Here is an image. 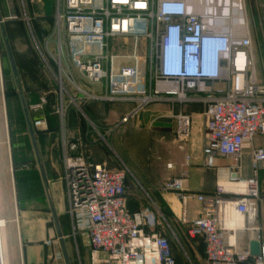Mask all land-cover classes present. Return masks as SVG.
<instances>
[{
	"label": "built area",
	"instance_id": "built-area-1",
	"mask_svg": "<svg viewBox=\"0 0 264 264\" xmlns=\"http://www.w3.org/2000/svg\"><path fill=\"white\" fill-rule=\"evenodd\" d=\"M258 9L264 27V0ZM52 20L43 41V63L48 70L50 64L55 67L60 97L66 82L87 101L130 103L133 108L121 124L155 103L203 105L204 165L214 168L217 158L232 160L228 185H241V191L218 187L214 194L191 195L184 187L186 173L166 180L161 190L176 194L183 207L190 200L200 205L196 219L187 220L183 212L179 223L189 241H201L206 264H264V237L254 224L264 149L252 146L256 136H264V83L257 78L240 0H55ZM126 41H131L130 54L116 55L114 43L125 46ZM71 70L89 86H100L102 95L83 92ZM216 82L227 84L226 90H215ZM46 104L42 98L30 109ZM53 111L62 118V102ZM176 121V138L184 143L190 119L177 116ZM34 127L45 129V120ZM246 148L248 180L242 179L239 165ZM62 166L71 236H87L89 264H176L169 240L146 232L147 212L128 210L123 170L88 163L79 143L63 144ZM227 208L241 217V229L226 228ZM237 233H248L259 243L258 256L237 248ZM45 245L52 250L50 264L63 261L54 242Z\"/></svg>",
	"mask_w": 264,
	"mask_h": 264
},
{
	"label": "crops",
	"instance_id": "crops-1",
	"mask_svg": "<svg viewBox=\"0 0 264 264\" xmlns=\"http://www.w3.org/2000/svg\"><path fill=\"white\" fill-rule=\"evenodd\" d=\"M258 1L240 0L251 37L256 25L258 30L264 31ZM52 27L53 20L44 38ZM10 63L13 64L12 61ZM50 65L55 73V67ZM71 72L83 92L102 95L100 86H89L76 71ZM56 87V90L44 94L29 106L28 112L31 115L38 113L45 120V129L35 130L30 126L31 123L27 122L30 140L18 139L9 149L12 171L8 187L9 201L6 209L0 212L5 223L0 232L3 264H50L48 257L52 250L45 245L49 241L54 242L56 250L61 251L63 255V261L52 264H89L87 236L84 233L71 236V222L67 215L66 189L62 181V146L69 143L80 144V151L88 163L105 165L111 170H121L111 168L113 166L109 152L114 153L124 167L142 181L143 189L149 193L160 217H168L178 225L174 231L167 234L163 230L160 231V221H156L159 225L146 232H158L169 240L176 264L178 251L172 247L173 240L180 251H186L184 255L187 260H193L195 263L201 260L206 264L201 241H189L185 236L184 227L179 223L183 212L187 220L196 219L200 213V205L190 200L183 207L176 194L164 193L161 190L166 180L178 178L182 173L187 174L184 187L191 195L214 194L218 187L228 184L229 167L234 164L232 160L217 158L214 168L204 165L203 105H179L170 101L155 103L144 109L136 118L121 124V119L132 110V104L87 101L81 93L65 82L64 90L78 102L77 107L70 104L66 93L60 97L58 85ZM213 88L225 91L227 84L216 82ZM42 98L47 99V104L41 110L31 111L30 108L38 105ZM60 102L64 106L62 118L53 111ZM177 116H187L190 119L189 137L184 143H180L176 138ZM88 122L93 123L102 133L90 129ZM252 146L264 149V136H256ZM147 147L158 149V152L162 153L161 159L143 158L147 154ZM167 165H170L171 169H167ZM239 165L242 179H250L249 148L243 151ZM256 180L260 201L254 224L261 227L264 237V169L258 172ZM137 206L135 201H132L128 203V210L133 213L141 212L135 208ZM251 241H254L253 237L248 233L236 234L238 249L248 250Z\"/></svg>",
	"mask_w": 264,
	"mask_h": 264
},
{
	"label": "rangeland",
	"instance_id": "rangeland-1",
	"mask_svg": "<svg viewBox=\"0 0 264 264\" xmlns=\"http://www.w3.org/2000/svg\"><path fill=\"white\" fill-rule=\"evenodd\" d=\"M53 7L54 0H0V212L6 209L9 201L8 187L12 174L9 149L18 139L30 140L27 122L31 123L30 126L35 130L42 129L34 127V123L42 118L38 113L31 115L28 112L29 106L44 94L57 88V83L53 80L54 70L52 68L48 70L43 63V58L45 59L43 38L50 28ZM256 28L252 35L253 53L258 81L264 82V31ZM126 43L122 46L121 42H115L113 52L119 56L129 55L131 41ZM75 103L78 107V102ZM92 124H89L90 129L101 134L102 132ZM146 152L143 158L161 159L162 157L158 149L147 147ZM109 154L112 158L111 168L121 169L126 173L127 208L128 203L135 201L138 205L136 209L147 212L146 230L157 227L155 222L160 221L158 222L160 231L163 230L167 234L174 231L178 225L171 222L168 217L162 215L163 218L160 217L158 209L150 200L149 193L143 189L142 181L124 167L114 153L109 152ZM35 159L34 157V161ZM0 221H2L1 232L5 224L1 214ZM172 247L176 252L178 251V264H204L201 260L197 263L187 260L184 255L186 251H180L175 240L172 241Z\"/></svg>",
	"mask_w": 264,
	"mask_h": 264
},
{
	"label": "bare ground",
	"instance_id": "bare-ground-1",
	"mask_svg": "<svg viewBox=\"0 0 264 264\" xmlns=\"http://www.w3.org/2000/svg\"><path fill=\"white\" fill-rule=\"evenodd\" d=\"M223 187L225 190L231 189L235 192L241 191L240 190L241 185L230 186L228 184H225ZM231 212H232V214H231ZM224 221H225V226L227 229H229V228L234 229V230L235 229H241L243 226V222H242L241 217L235 215L230 208H227L225 211ZM1 227H2V221H0V228ZM0 264H3L2 252H1V241H0Z\"/></svg>",
	"mask_w": 264,
	"mask_h": 264
},
{
	"label": "water",
	"instance_id": "water-1",
	"mask_svg": "<svg viewBox=\"0 0 264 264\" xmlns=\"http://www.w3.org/2000/svg\"><path fill=\"white\" fill-rule=\"evenodd\" d=\"M249 253L252 257H256L259 254V243L251 241L248 246Z\"/></svg>",
	"mask_w": 264,
	"mask_h": 264
},
{
	"label": "trees",
	"instance_id": "trees-1",
	"mask_svg": "<svg viewBox=\"0 0 264 264\" xmlns=\"http://www.w3.org/2000/svg\"><path fill=\"white\" fill-rule=\"evenodd\" d=\"M50 22L52 23V17H50Z\"/></svg>",
	"mask_w": 264,
	"mask_h": 264
}]
</instances>
